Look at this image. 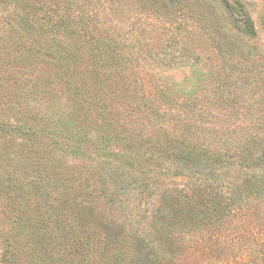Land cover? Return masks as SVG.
<instances>
[{
    "label": "trees",
    "instance_id": "1",
    "mask_svg": "<svg viewBox=\"0 0 264 264\" xmlns=\"http://www.w3.org/2000/svg\"><path fill=\"white\" fill-rule=\"evenodd\" d=\"M125 1L0 0V264H264L254 20L193 0L219 8L207 39L246 65L181 86L136 75L153 53L107 18Z\"/></svg>",
    "mask_w": 264,
    "mask_h": 264
},
{
    "label": "rangeland",
    "instance_id": "2",
    "mask_svg": "<svg viewBox=\"0 0 264 264\" xmlns=\"http://www.w3.org/2000/svg\"><path fill=\"white\" fill-rule=\"evenodd\" d=\"M239 1L254 20L259 34L258 41L251 45L264 54V0ZM123 9L125 11L121 15L115 17L108 13L107 18L121 32L123 38L133 39V44H137L139 40L140 48L148 47L153 53V57L138 55L137 76L145 79H166L181 86H190L191 81L196 78L210 75V69H213V77H238L240 80L244 77L241 71L235 70L233 66L239 69L240 66L245 67L246 62L223 57L207 39L214 31L223 30V27L218 25L220 10L215 5L198 4L193 0H182L176 4L128 0L122 4L121 10ZM8 15L9 9L0 6V33L7 28L4 18ZM107 27L110 25L107 24ZM246 97L250 98L251 95ZM1 149L5 150V147L2 146ZM100 201V208L107 214L110 213L103 200ZM131 202L137 200L132 199ZM114 214L122 218L119 213ZM8 223L7 217L0 214V230H8ZM140 227L145 229L144 221Z\"/></svg>",
    "mask_w": 264,
    "mask_h": 264
}]
</instances>
